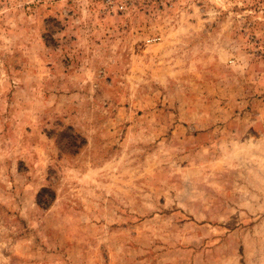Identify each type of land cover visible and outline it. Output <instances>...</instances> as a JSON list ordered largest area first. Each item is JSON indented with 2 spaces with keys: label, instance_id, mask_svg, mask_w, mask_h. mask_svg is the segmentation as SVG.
Masks as SVG:
<instances>
[{
  "label": "rangeland",
  "instance_id": "obj_1",
  "mask_svg": "<svg viewBox=\"0 0 264 264\" xmlns=\"http://www.w3.org/2000/svg\"><path fill=\"white\" fill-rule=\"evenodd\" d=\"M0 264H264V0H0Z\"/></svg>",
  "mask_w": 264,
  "mask_h": 264
},
{
  "label": "built area",
  "instance_id": "obj_2",
  "mask_svg": "<svg viewBox=\"0 0 264 264\" xmlns=\"http://www.w3.org/2000/svg\"><path fill=\"white\" fill-rule=\"evenodd\" d=\"M95 6L101 13H124L128 10L132 0H85Z\"/></svg>",
  "mask_w": 264,
  "mask_h": 264
}]
</instances>
